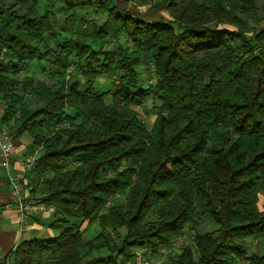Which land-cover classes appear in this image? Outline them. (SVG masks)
I'll list each match as a JSON object with an SVG mask.
<instances>
[{"label":"trees","instance_id":"1","mask_svg":"<svg viewBox=\"0 0 264 264\" xmlns=\"http://www.w3.org/2000/svg\"><path fill=\"white\" fill-rule=\"evenodd\" d=\"M46 1L66 22L81 26L88 12L102 21L61 36L39 0H0V121L41 149L31 170L57 232L21 242L11 264H134L135 251L154 253L186 228L193 248L167 264H264L246 254L247 239L264 236V0H160L152 6L167 16L156 21L117 0ZM122 36L129 48L101 46ZM29 66L57 84L16 77ZM100 76L117 81L103 91ZM148 98L150 129L132 107ZM120 193L124 202L103 211ZM206 219L216 228L200 232ZM92 221L99 232L85 238Z\"/></svg>","mask_w":264,"mask_h":264},{"label":"rangeland","instance_id":"2","mask_svg":"<svg viewBox=\"0 0 264 264\" xmlns=\"http://www.w3.org/2000/svg\"><path fill=\"white\" fill-rule=\"evenodd\" d=\"M6 2L11 3L12 0H4ZM119 5L121 7H125L131 14L137 16L140 14H146V15H160L161 13L167 16L166 11L163 9V6L159 7H154L152 6L154 3L157 4L160 2V0H131L128 2H125V0H118ZM259 5L261 4V1H258ZM38 8L40 12H43L46 9H51L54 13V27L56 31L61 35V36H68L71 31L75 30H80L81 28L84 30H90V19H95L96 21H102V18L99 13H89L87 14V11L85 13L83 11H79V14L86 15L87 14V20L82 23L80 26L78 22L75 24L71 22H66V12L63 10L62 6L60 3L55 2V1H50L47 2L46 0H39ZM250 23L252 25H255L254 20L252 17L250 18ZM264 23L261 25L263 27ZM52 43V42H51ZM122 43L124 44L127 48L130 47V41L122 36L119 39H113L110 38L109 40H104L102 42V47L104 49H111L112 47L116 46L117 44ZM139 57L141 58V64L137 67L139 73L141 74V77L143 78V83L144 85H150L153 82V65L150 62L149 58V52H142L139 54ZM75 61V60H74ZM44 66H47V64H43ZM50 66V65H48ZM47 66V67H48ZM40 67H32L29 66L24 72H19L16 74V77L19 79H22L26 74L33 75L35 76L36 79H42L48 84H57L58 77H54L55 75H50L48 76L45 71L40 70ZM45 70V69H44ZM70 73L76 74L77 70L76 68H73L72 66L69 68ZM103 80L97 79L98 82H100V87L102 90L107 89L112 86L113 81L116 82L117 78H115L112 83L107 79L106 76H102ZM60 78V77H59ZM101 78V77H100ZM28 98V97H27ZM1 100V99H0ZM107 101V100H106ZM35 101L32 99L28 101V103L33 106ZM0 103H5L3 100H1ZM154 101L151 98H148L144 100L141 104L139 105H132V107L138 112L140 119L145 123V125L148 127V129L151 128L153 120L155 118V110L153 108ZM124 193L117 194L109 199V203L104 207L103 211L108 209V207L113 204V203H123L124 202ZM263 198L260 195L259 196V206L262 205ZM156 213L154 210H152L148 216L147 219H153L155 218ZM88 224V223H87ZM94 228V227H93ZM92 228V224L90 223V229ZM216 228V225L212 223L210 220H202L200 221L197 229L200 232H205V231H211ZM92 231V230H91ZM99 232V226L97 225V228L91 233H89L87 236H92L95 235ZM192 235L193 232L189 228H186L184 230V233L179 236L175 237L172 239V241L166 246L168 248V252L166 254H161L159 252H143L141 250H138L141 253H144L146 255V260L150 261L151 263H158L160 262L162 264H167L169 260L174 257L175 254L179 253L180 250L184 247H191L193 248V243H192ZM87 236H85L87 238ZM176 239V240H175ZM175 240V241H174ZM175 242V243H174ZM247 256L251 255H262L264 254V240L261 238H248L247 239V250H246ZM132 263V262H131ZM134 263V262H133ZM234 264H249L246 260H239L235 262Z\"/></svg>","mask_w":264,"mask_h":264},{"label":"crops","instance_id":"3","mask_svg":"<svg viewBox=\"0 0 264 264\" xmlns=\"http://www.w3.org/2000/svg\"><path fill=\"white\" fill-rule=\"evenodd\" d=\"M117 2L119 4L118 0ZM165 16L162 13L158 16L142 13L136 17L156 21ZM47 65L50 64L48 63ZM49 67L52 68V66ZM100 77L98 78L102 82L103 77ZM108 89L109 87L103 91ZM106 100L109 102V99L106 98ZM4 108L5 105L0 103V118ZM0 127L8 128L1 121ZM10 135L13 149L9 175L20 183L21 194L27 201L31 202L32 208L26 220L22 222L20 211L11 198V182L8 172L0 165V264H11L10 256L13 248H16L21 242L36 238H51L57 234L56 231L49 228L53 208L41 202L43 198L41 179L34 174L31 168L26 169L22 164V161L27 157L36 159L41 154V149L32 144L31 138L26 133L21 135L10 133ZM90 223L92 224V228L94 227L93 229H90ZM90 223L84 222L82 225L83 229H85L84 237L97 228L96 221ZM95 235L87 236V238ZM261 239L264 240V236Z\"/></svg>","mask_w":264,"mask_h":264},{"label":"built area","instance_id":"4","mask_svg":"<svg viewBox=\"0 0 264 264\" xmlns=\"http://www.w3.org/2000/svg\"><path fill=\"white\" fill-rule=\"evenodd\" d=\"M12 149L13 146L10 141V134L5 128L0 127V165L8 172V177L11 182V198L20 211L21 221L24 222L27 216L29 215L32 206H31V202L27 201L22 196L20 183L9 175V171L11 170ZM33 162H34L33 157H27L22 161V164L24 168L30 169L33 166ZM14 249L15 248H13V251ZM152 251L153 250L151 249H146L143 252L152 253ZM155 251L161 254H166L168 252V248L165 245L159 244L156 246ZM133 262L134 264H158V263H151L150 261L146 260V255L139 251L134 252ZM160 264L162 263L160 262Z\"/></svg>","mask_w":264,"mask_h":264}]
</instances>
